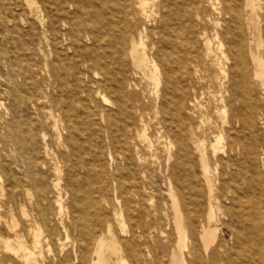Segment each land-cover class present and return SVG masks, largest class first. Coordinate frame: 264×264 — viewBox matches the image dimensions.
I'll return each instance as SVG.
<instances>
[{"label":"bare ground","instance_id":"1","mask_svg":"<svg viewBox=\"0 0 264 264\" xmlns=\"http://www.w3.org/2000/svg\"><path fill=\"white\" fill-rule=\"evenodd\" d=\"M263 13L264 0H0V264H264ZM45 19L48 59L20 36Z\"/></svg>","mask_w":264,"mask_h":264},{"label":"rangeland","instance_id":"2","mask_svg":"<svg viewBox=\"0 0 264 264\" xmlns=\"http://www.w3.org/2000/svg\"><path fill=\"white\" fill-rule=\"evenodd\" d=\"M53 1V0H52ZM206 4V3H205ZM210 5V4H209ZM207 6V5H206ZM210 7V6H209ZM211 9V8H210ZM212 10V9H211ZM17 14H19V9H16L15 10ZM51 17L53 19H56V20H62V19H66L67 16L65 14H62L60 13L59 15L55 12H51ZM216 14V13H215ZM36 22V34H39L38 37H28L26 36V31H22L21 33V38L22 39H26L27 43L28 44H36L38 45L42 51H41V56H42V59L43 58H46L48 59V56L46 57L45 55H48L49 53L51 54L52 52V45L50 44V37H51V32L47 31V34L45 33L43 35V30H47L48 26H47V19H45V23L42 25H39L38 21H35ZM61 23H58V26L59 28H61L60 26ZM260 24H261V32L263 33L264 35V13H263V16L260 18ZM63 28H67V26H63ZM1 27H0V56L4 55V50H3V39L1 37ZM43 35V37L41 38V36ZM47 38H48V41H47ZM33 41V42H32ZM41 41V42H40ZM85 42L87 44H90V40L87 39L85 37ZM14 49V46L12 44H9L8 46V49L11 50V49ZM63 48V45L62 44H59V47H58V50L60 51V54L63 56L65 53L63 51H61V49ZM72 52H70L71 54ZM56 54V52H55ZM56 58H58L56 55H55ZM51 58V57H50ZM81 59L82 57L80 56H73L72 59L70 60V62L72 63H76L77 66H80L81 67V70L84 69L82 63H81ZM3 58L0 57V96H5L7 97L8 94H9V90L6 91V74L4 73V69H3V66H2V62H3ZM93 74H87V75H82L83 76V79L84 81H82V85H85L86 83H88L87 81L92 78ZM40 78V77H38ZM72 78V77H71ZM137 79L140 81L141 85L144 86L148 91L151 90V87L152 85L150 84V81L146 79V77L143 75V73H138V76H137ZM53 83V80L52 82ZM60 80L59 78L56 76V81L55 83H53V88L49 89L48 92L50 93H60ZM94 88V87H93ZM24 92L26 91V88H23ZM206 90L208 91V93L204 96H202L201 100L203 103L207 102L208 99H210V91H213L214 88L213 87H210V88H206ZM5 91V93H4ZM65 93V92H64ZM210 93V94H209ZM109 96V94H107ZM5 100V98H3ZM43 103L45 104L44 108H42V111H44L45 113H48V119H49V116L52 112H54L53 114H56L57 112L52 109V106H51V103L48 101L47 98H43ZM3 110V109H1ZM30 113L35 115V112H34V109L30 108ZM49 122H52L49 124V129H50V135L48 136V139H49V142H50V145H51V148L50 150L52 149V155L54 157H57L58 155V152H61L63 150H65L64 147H61L59 142H57V137L58 135H56L57 133L55 131H53L51 129V127L53 128V118H50L49 119ZM144 154L146 155V158H150L149 156V151L145 149V152ZM71 158V163L72 164H75L76 159L74 158V156L70 157ZM158 165V163H156ZM155 164V165H156ZM62 168L64 167V164L62 163ZM62 184H64V181H62ZM72 186H70V189L71 191L73 190V188H71ZM97 187V185H96ZM163 190L165 191V194H166V188L164 187ZM61 191H62V197H61V202H62V209H61V214H60V218H63L64 221L68 224L70 223L71 221V217L70 215H72V205H73V200H72V195H71V192L70 190L67 191L66 188L62 185L61 186ZM166 197H167V194H166ZM58 198L56 193L55 194H52L51 196V201H52V204L54 205V207H56L58 210H59V203H57L55 201V199ZM114 194L113 196L111 197V204H108L106 205V209H107V212L109 214V217L112 219L114 218L116 220V216L114 215V210H113V204H114ZM68 215V216H67ZM224 219V217H222ZM115 224H116V227L118 230L121 231L122 229V226L117 222V220L115 221ZM213 225H215L216 223L213 222L212 223ZM218 227L220 228V236H219V239H222L223 241V244H226V245H231L233 242H232V239H231V232H230V229L228 227H226L225 225H223L222 223L218 222ZM127 227L126 229H128V224L126 223V226ZM61 236H65V232L64 230L62 229L61 232H60ZM70 241H68L69 243ZM44 253H46V251H44Z\"/></svg>","mask_w":264,"mask_h":264}]
</instances>
